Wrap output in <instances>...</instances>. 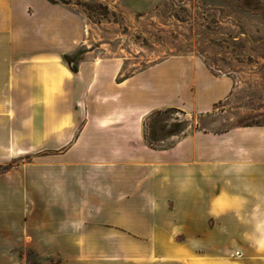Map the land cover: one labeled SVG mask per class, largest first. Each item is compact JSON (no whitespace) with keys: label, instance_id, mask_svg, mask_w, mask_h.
I'll return each mask as SVG.
<instances>
[{"label":"crops","instance_id":"obj_1","mask_svg":"<svg viewBox=\"0 0 264 264\" xmlns=\"http://www.w3.org/2000/svg\"><path fill=\"white\" fill-rule=\"evenodd\" d=\"M82 30L65 5L0 0V165H9L0 173V264H33L14 249L50 260L90 241L120 248L121 233L166 250H256L177 264H264V127L194 131L160 148L142 131L154 109L207 111L230 81L200 61L132 75L120 58L78 56L72 72L64 56Z\"/></svg>","mask_w":264,"mask_h":264},{"label":"rangeland","instance_id":"obj_2","mask_svg":"<svg viewBox=\"0 0 264 264\" xmlns=\"http://www.w3.org/2000/svg\"><path fill=\"white\" fill-rule=\"evenodd\" d=\"M47 1L67 6L82 21V40L68 56L73 66L79 57H116L124 61L125 72L134 75L165 61H200L211 75L230 81L225 95L205 112L167 107L148 113L142 120L148 146H170L194 131L220 135L237 128L264 127V0ZM8 168L0 165V173ZM213 195L223 196L218 190ZM174 237L184 241L185 234ZM116 239L120 248H96L92 245L99 243L90 241L88 249L57 250L51 261L35 250L13 251L33 264H64L66 257L85 259L88 264H177L175 259L181 255H256L253 248H151L150 243L133 244L132 233L118 234Z\"/></svg>","mask_w":264,"mask_h":264},{"label":"trees","instance_id":"obj_3","mask_svg":"<svg viewBox=\"0 0 264 264\" xmlns=\"http://www.w3.org/2000/svg\"><path fill=\"white\" fill-rule=\"evenodd\" d=\"M64 60L68 63V65L70 66V69L72 72H76V66H73L72 63L74 60H72L70 57L68 56H64ZM71 64V65H70Z\"/></svg>","mask_w":264,"mask_h":264}]
</instances>
